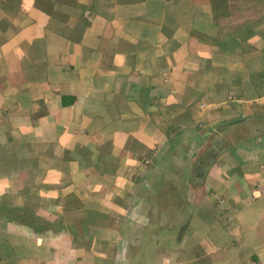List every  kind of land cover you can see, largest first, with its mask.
I'll list each match as a JSON object with an SVG mask.
<instances>
[{
    "label": "crops",
    "instance_id": "1",
    "mask_svg": "<svg viewBox=\"0 0 264 264\" xmlns=\"http://www.w3.org/2000/svg\"><path fill=\"white\" fill-rule=\"evenodd\" d=\"M0 264H264V0H0Z\"/></svg>",
    "mask_w": 264,
    "mask_h": 264
},
{
    "label": "rangeland",
    "instance_id": "2",
    "mask_svg": "<svg viewBox=\"0 0 264 264\" xmlns=\"http://www.w3.org/2000/svg\"><path fill=\"white\" fill-rule=\"evenodd\" d=\"M225 138L226 136L224 134L220 136L217 134L213 137L211 147L205 151L204 149L202 151H198L196 154L194 153V148H190L191 150H187V155L191 158L196 155L195 158L197 159L215 147H217L218 152H221L223 149H226V145L229 144V141H223L222 144H219V141ZM216 157L217 156H215V159ZM219 165H221V163ZM188 175L189 167L187 166L173 168L163 177L154 179L151 186V189L153 190V210L152 226L149 228V235H154L155 237L158 235L160 237L162 233H164L162 237L165 238V242L161 246H164L163 248L165 251L171 247L173 241L177 238L179 233H181L182 224L186 222L187 215L189 213ZM176 214H178V218H176ZM157 222H165V227H159ZM173 222H180V225L172 227Z\"/></svg>",
    "mask_w": 264,
    "mask_h": 264
},
{
    "label": "trees",
    "instance_id": "3",
    "mask_svg": "<svg viewBox=\"0 0 264 264\" xmlns=\"http://www.w3.org/2000/svg\"><path fill=\"white\" fill-rule=\"evenodd\" d=\"M71 101H72L71 99L66 100V101H65V99H64L62 103H63L64 105H67V104H69V102L71 103Z\"/></svg>",
    "mask_w": 264,
    "mask_h": 264
},
{
    "label": "built area",
    "instance_id": "4",
    "mask_svg": "<svg viewBox=\"0 0 264 264\" xmlns=\"http://www.w3.org/2000/svg\"><path fill=\"white\" fill-rule=\"evenodd\" d=\"M200 107H201V108H204V107H205V105H200Z\"/></svg>",
    "mask_w": 264,
    "mask_h": 264
}]
</instances>
